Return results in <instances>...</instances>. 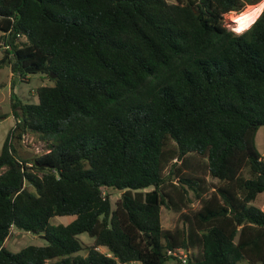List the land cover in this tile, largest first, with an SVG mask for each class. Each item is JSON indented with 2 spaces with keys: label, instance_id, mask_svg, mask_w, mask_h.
I'll list each match as a JSON object with an SVG mask.
<instances>
[{
  "label": "trees",
  "instance_id": "16d2710c",
  "mask_svg": "<svg viewBox=\"0 0 264 264\" xmlns=\"http://www.w3.org/2000/svg\"><path fill=\"white\" fill-rule=\"evenodd\" d=\"M260 1L0 0L10 86L53 80L36 101L10 91L0 264H162L178 248L187 264H264V7L241 35L223 22ZM27 131L47 150L19 161L11 138ZM103 187L122 190L114 206ZM162 206L180 223L164 228ZM11 226L46 243L12 251Z\"/></svg>",
  "mask_w": 264,
  "mask_h": 264
},
{
  "label": "rangeland",
  "instance_id": "374dc122",
  "mask_svg": "<svg viewBox=\"0 0 264 264\" xmlns=\"http://www.w3.org/2000/svg\"><path fill=\"white\" fill-rule=\"evenodd\" d=\"M175 1V0H169ZM246 6V5H245ZM249 6H247L248 8ZM244 8V7H243ZM246 8V9H247ZM245 9V10H246ZM244 11V10H243ZM242 15H239L236 11H228L223 14V22L230 29L236 27L239 19ZM235 26V27H234ZM3 55V49L0 47V57ZM11 71L7 64H3L0 67V113H7L8 115L0 118V149L8 130L15 123V116L10 113V91L12 88L13 94L23 101H36V87L43 84H52L53 80L42 71L27 72L25 78L19 79L14 77L13 85L10 86ZM254 141L257 150L264 156V124L259 125ZM13 147L15 148V155L19 161L34 157V155L43 153L47 150V141L41 138L37 133L24 132L20 138H11ZM152 188L148 186L145 190ZM122 190L103 187V193H108L111 204L114 206L115 200L120 196ZM264 210V191H260L257 197L253 201ZM198 203L194 201L192 207H196ZM73 215H53L50 217L52 223H66ZM161 220L164 228L173 227L179 224L178 213L168 209L165 206L161 208ZM79 237L82 241L83 248L80 253H85L87 246L92 243L93 237L87 232L79 233ZM45 244L46 240L40 233H36L31 230L16 229L12 230L8 239L6 240V246L12 251L19 250L26 244ZM104 249V248H103ZM162 264H178L174 258L166 259ZM237 264H249L246 260H239Z\"/></svg>",
  "mask_w": 264,
  "mask_h": 264
},
{
  "label": "bare ground",
  "instance_id": "6f19581e",
  "mask_svg": "<svg viewBox=\"0 0 264 264\" xmlns=\"http://www.w3.org/2000/svg\"><path fill=\"white\" fill-rule=\"evenodd\" d=\"M262 4H264V0L258 2L254 7L245 12L239 19L238 23H236V27H234L241 29H245L246 27H248L261 12L263 8Z\"/></svg>",
  "mask_w": 264,
  "mask_h": 264
},
{
  "label": "built area",
  "instance_id": "2783aa9c",
  "mask_svg": "<svg viewBox=\"0 0 264 264\" xmlns=\"http://www.w3.org/2000/svg\"><path fill=\"white\" fill-rule=\"evenodd\" d=\"M5 47H9L8 45H5ZM96 249L101 250L105 252L107 255H110L109 252H107L105 249H103L102 246H96ZM167 254L169 255H175L177 258L178 264H187V258H188V250L184 248H178L176 250L173 249H167ZM118 264H139V262L135 260H129V261H122Z\"/></svg>",
  "mask_w": 264,
  "mask_h": 264
},
{
  "label": "clouds",
  "instance_id": "9594fccd",
  "mask_svg": "<svg viewBox=\"0 0 264 264\" xmlns=\"http://www.w3.org/2000/svg\"><path fill=\"white\" fill-rule=\"evenodd\" d=\"M262 7H264V4H262ZM253 24L255 23V20H253L252 22ZM249 28L251 27V25L248 26ZM246 29H241V28H235L233 29V31L237 34V35H241L243 33V31Z\"/></svg>",
  "mask_w": 264,
  "mask_h": 264
},
{
  "label": "crops",
  "instance_id": "0c3cea01",
  "mask_svg": "<svg viewBox=\"0 0 264 264\" xmlns=\"http://www.w3.org/2000/svg\"><path fill=\"white\" fill-rule=\"evenodd\" d=\"M12 230H14V227H13V226H11L10 233L12 232ZM103 248H104V247H103Z\"/></svg>",
  "mask_w": 264,
  "mask_h": 264
},
{
  "label": "water",
  "instance_id": "95a60500",
  "mask_svg": "<svg viewBox=\"0 0 264 264\" xmlns=\"http://www.w3.org/2000/svg\"><path fill=\"white\" fill-rule=\"evenodd\" d=\"M51 76H54V74L52 73Z\"/></svg>",
  "mask_w": 264,
  "mask_h": 264
}]
</instances>
